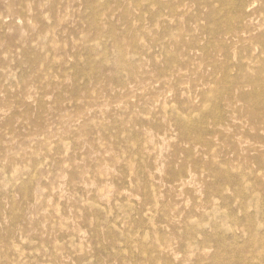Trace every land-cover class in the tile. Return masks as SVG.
I'll use <instances>...</instances> for the list:
<instances>
[{
  "label": "rangeland",
  "instance_id": "obj_1",
  "mask_svg": "<svg viewBox=\"0 0 264 264\" xmlns=\"http://www.w3.org/2000/svg\"><path fill=\"white\" fill-rule=\"evenodd\" d=\"M0 264H264V0H0Z\"/></svg>",
  "mask_w": 264,
  "mask_h": 264
}]
</instances>
